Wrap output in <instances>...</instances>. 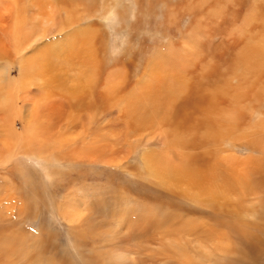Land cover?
<instances>
[{
  "label": "bare ground",
  "instance_id": "1",
  "mask_svg": "<svg viewBox=\"0 0 264 264\" xmlns=\"http://www.w3.org/2000/svg\"><path fill=\"white\" fill-rule=\"evenodd\" d=\"M17 2L0 29V162L114 170L166 200L87 190L68 230L117 233L88 263L264 264V0Z\"/></svg>",
  "mask_w": 264,
  "mask_h": 264
},
{
  "label": "rangeland",
  "instance_id": "2",
  "mask_svg": "<svg viewBox=\"0 0 264 264\" xmlns=\"http://www.w3.org/2000/svg\"><path fill=\"white\" fill-rule=\"evenodd\" d=\"M11 1H1L0 29L5 30V26L6 28L12 26L13 12L21 6L20 2L11 4ZM5 4L10 5V11ZM5 10L7 11L3 12ZM185 21L183 26L187 23ZM2 23L5 26L1 25ZM4 38L0 33V44L3 41L8 46L9 41L5 36ZM104 44L102 43L103 46ZM122 48L123 44L116 43L115 37L107 38V43L105 48L101 49L100 56L102 59L104 58V63L107 64L103 78H107V76L111 78L108 73L113 66L112 61L119 58L118 52ZM102 54L105 56L103 57ZM8 55L6 59H9L10 55L12 56L11 53ZM15 73L16 70L13 68L10 74L13 76ZM57 102L61 103L62 101L57 100ZM68 105L66 102L67 107ZM15 122V127L19 128L18 120L15 119ZM33 162L24 158L0 162V260H4V264H89L87 257H90L103 244L109 243L113 239L112 234L114 232L111 231L110 227H106L105 230L107 231L104 232V236L106 235L107 239L102 235L100 238L94 239L93 237V239L88 240L82 230L70 232L68 226H77L78 223L75 222V224L74 221L70 223L67 220L69 219L67 207L78 202L77 205L80 206V209L82 206L84 208L83 194L87 190L92 191L91 200L98 201L94 198V191L92 190L96 188V183L101 184L100 187L103 188L106 187L107 183H110L111 186L113 185L112 187L109 186L112 189L127 190L135 196L147 197L150 201L159 203L166 201L162 196L157 197V194L148 192L139 184L131 182L126 176L121 177L120 174L119 176L114 170L97 169L96 172L95 170H86L85 167L83 168L85 170L79 168L76 171L75 169H62L48 165L43 161V163L40 161ZM70 170H74L73 173H69ZM71 198L72 201L68 202ZM81 218L78 216V220ZM43 240L49 241L44 259L48 263L43 260L37 262L34 260L38 245ZM7 255L8 258H6Z\"/></svg>",
  "mask_w": 264,
  "mask_h": 264
}]
</instances>
